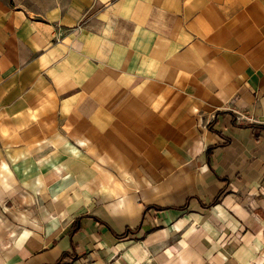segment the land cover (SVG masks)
Segmentation results:
<instances>
[{"label": "crops", "instance_id": "0c3cea01", "mask_svg": "<svg viewBox=\"0 0 264 264\" xmlns=\"http://www.w3.org/2000/svg\"><path fill=\"white\" fill-rule=\"evenodd\" d=\"M0 264H264V0H0Z\"/></svg>", "mask_w": 264, "mask_h": 264}]
</instances>
